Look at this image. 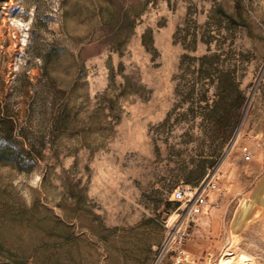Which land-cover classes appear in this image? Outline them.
Listing matches in <instances>:
<instances>
[{"label":"rangeland","instance_id":"374dc122","mask_svg":"<svg viewBox=\"0 0 264 264\" xmlns=\"http://www.w3.org/2000/svg\"><path fill=\"white\" fill-rule=\"evenodd\" d=\"M208 181L200 264H264V0H0V264H152Z\"/></svg>","mask_w":264,"mask_h":264},{"label":"built area","instance_id":"2783aa9c","mask_svg":"<svg viewBox=\"0 0 264 264\" xmlns=\"http://www.w3.org/2000/svg\"><path fill=\"white\" fill-rule=\"evenodd\" d=\"M244 160H251L252 151L247 145L241 147ZM217 187L216 182L208 181L194 188L178 186L173 190V199L179 202L175 211L178 216L172 220L169 217L166 228L167 232L162 243L157 248L152 264H162L169 257L168 264H189L192 262L186 243L191 239L195 228V217L202 212L206 203V193ZM172 220V221H171Z\"/></svg>","mask_w":264,"mask_h":264},{"label":"crops","instance_id":"0c3cea01","mask_svg":"<svg viewBox=\"0 0 264 264\" xmlns=\"http://www.w3.org/2000/svg\"><path fill=\"white\" fill-rule=\"evenodd\" d=\"M191 242H192V241L189 240V241L186 243V248H187V250H188V252H189V255H190L191 259H193L192 262L189 263V264H200V257H199V255L196 253V251L194 250V248L192 247Z\"/></svg>","mask_w":264,"mask_h":264},{"label":"bare ground","instance_id":"6f19581e","mask_svg":"<svg viewBox=\"0 0 264 264\" xmlns=\"http://www.w3.org/2000/svg\"><path fill=\"white\" fill-rule=\"evenodd\" d=\"M232 254L231 252H227L226 255ZM233 256H225L224 260L221 261V264H227L230 263L232 261ZM247 261V257L244 254H241L239 256L238 262L236 264H245V262Z\"/></svg>","mask_w":264,"mask_h":264}]
</instances>
